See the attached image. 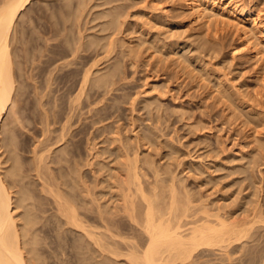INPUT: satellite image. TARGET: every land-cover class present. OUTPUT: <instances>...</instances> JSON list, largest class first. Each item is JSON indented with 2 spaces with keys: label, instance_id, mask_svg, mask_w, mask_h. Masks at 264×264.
Here are the masks:
<instances>
[{
  "label": "rangeland",
  "instance_id": "374dc122",
  "mask_svg": "<svg viewBox=\"0 0 264 264\" xmlns=\"http://www.w3.org/2000/svg\"><path fill=\"white\" fill-rule=\"evenodd\" d=\"M235 1L253 4L264 20V0ZM184 3L33 0L19 17L2 160L13 166L14 146V190L26 193L42 264H123L100 251L81 260L87 249L75 247L80 233L60 222L51 188L73 196L108 233L100 211L130 223L118 212L127 155L139 154L149 187L176 177L179 189L220 203L222 214L264 213V59L245 50L235 26L196 20ZM127 225L122 232L136 238L139 228ZM253 231L248 247L261 264L264 222ZM236 249L232 261L241 264ZM221 252L208 250L196 264L228 263Z\"/></svg>",
  "mask_w": 264,
  "mask_h": 264
},
{
  "label": "bare ground",
  "instance_id": "6f19581e",
  "mask_svg": "<svg viewBox=\"0 0 264 264\" xmlns=\"http://www.w3.org/2000/svg\"><path fill=\"white\" fill-rule=\"evenodd\" d=\"M32 1L0 0V264H42L39 251L34 247L36 240L30 237L32 229L29 224L34 219L25 205L26 193L17 196L14 190L13 183L19 175V156L13 146L14 164L5 168L1 136L3 120L14 101L16 90L12 34L23 10ZM184 1L196 20L210 24L209 21L217 17L216 22L235 26L241 33L245 50L264 59V20L261 14L253 11V4L235 0ZM98 61L95 60L85 72L81 94ZM60 149L66 151L65 146ZM140 161L139 154L133 158L127 155L125 171L119 176L124 193L118 212L124 213L130 223L116 218L113 213L109 218L104 212H99L108 233L99 231L100 226L90 223L82 215L73 196L68 197L59 186L57 189L52 186L60 222L67 229L80 233L81 236L73 240L75 247L80 251L87 249L81 253L82 261L96 259L100 251L123 264H196L205 252L217 248L225 256L223 259L228 261L226 264H233L232 256L239 246V250L244 252L239 259L241 264H259L258 251L256 253V249L248 247L247 239L253 238L256 225L264 222L263 212H253L248 215L250 218L222 214L220 203L212 205L208 199H199L188 190L179 189L176 177L169 187L158 184L149 187L145 184V169ZM21 207L26 208L24 213L19 212ZM127 224L139 228L136 238L122 232ZM114 227H119V230ZM89 250L93 252L87 255ZM262 259L261 264H264V257Z\"/></svg>",
  "mask_w": 264,
  "mask_h": 264
}]
</instances>
